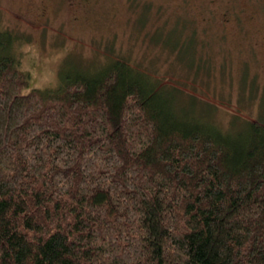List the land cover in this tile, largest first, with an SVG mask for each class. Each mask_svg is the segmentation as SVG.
<instances>
[{"label": "trees", "instance_id": "16d2710c", "mask_svg": "<svg viewBox=\"0 0 264 264\" xmlns=\"http://www.w3.org/2000/svg\"><path fill=\"white\" fill-rule=\"evenodd\" d=\"M130 1L154 44L164 36L192 72L213 57L210 26L249 2L264 10V0H181L168 15L160 1ZM5 25L0 264H264V123L234 134L181 112L155 74L114 52L30 87L17 57L30 35Z\"/></svg>", "mask_w": 264, "mask_h": 264}, {"label": "rangeland", "instance_id": "374dc122", "mask_svg": "<svg viewBox=\"0 0 264 264\" xmlns=\"http://www.w3.org/2000/svg\"><path fill=\"white\" fill-rule=\"evenodd\" d=\"M153 1L162 2L170 15L181 0ZM247 5L234 21L210 26L213 57L197 72L162 44L164 36L154 44L158 33L152 35L151 24L140 26L141 4L130 0H0V28L11 24L24 37L29 33L17 57L30 73V87L61 84L66 72L99 67L114 52L155 74L164 93L186 102L181 112L202 114L234 134H246L252 120L264 123V10ZM213 13L220 18L221 9Z\"/></svg>", "mask_w": 264, "mask_h": 264}]
</instances>
